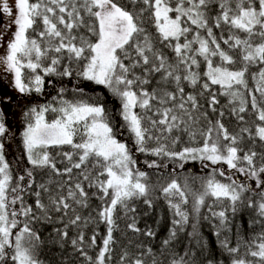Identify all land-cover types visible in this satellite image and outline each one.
Segmentation results:
<instances>
[{
	"label": "snow or ice",
	"instance_id": "obj_1",
	"mask_svg": "<svg viewBox=\"0 0 264 264\" xmlns=\"http://www.w3.org/2000/svg\"><path fill=\"white\" fill-rule=\"evenodd\" d=\"M14 4L15 11L10 8L8 0H0V12L14 17L16 26L12 39L7 43L6 53L0 56V64L14 74V86L20 93L41 91L44 80L41 75L35 74L38 69L45 76L56 74L71 77L70 66L57 71V66L61 64L60 54L66 53L70 61L83 62L78 76L103 86L120 100V114L134 136L137 151L181 162L190 159L200 160L202 164L205 161L211 165L226 164L228 169L254 179L256 188L264 189V180L261 179L264 166L258 169L255 166L257 153L238 147L237 137L231 135L219 119L213 122L208 119V113L199 112L203 106L197 95L186 94L185 88L181 87V81H187L193 87L200 84V73L193 69L199 67V58H202L207 70L203 73L206 80L200 84L202 91L199 95L211 92V87L218 85L220 95L231 97L229 103L239 102L238 109H232L233 113H245L248 101L241 91L244 89L251 97L252 111L261 122L255 128V137L250 135V139L264 141V0H127L126 4L118 3V0H14ZM146 12L159 43L174 52L175 64L169 63L168 57L155 46L151 34L144 27ZM85 16L89 18L87 21ZM38 24L42 28H38ZM225 26L229 35L218 38L214 28ZM81 27H87L95 40L75 34V30ZM257 39L259 42H256ZM221 41L232 52H238L239 59L222 48ZM216 57L219 58L218 64L213 60ZM46 59L49 63L45 66L43 61ZM256 65H259L258 70L251 72V79L255 83V89H252L248 74L250 68ZM26 69L35 74L28 77L27 82ZM157 74L160 77L157 83L163 86L149 90L145 86L151 84ZM173 83L175 91L167 87ZM63 91L61 89V93ZM256 92L260 94L259 101ZM218 103L217 94L211 92L208 106L213 112ZM137 108L139 112L135 111ZM48 111L57 113L51 122L45 119ZM25 115L29 122L22 133V143L28 163L33 169H50L55 177H67L63 183H56L58 194H53L47 185H36L33 171L26 170L27 189H39L34 193L35 208L46 220H51L50 211L65 215L70 210L75 211L69 200L87 207L88 193L82 183L76 180L73 184V170H81L79 175L88 181L89 187L98 188V198L105 201L99 217L107 225V234L95 264H106V260L110 259L111 245L116 242L113 233L117 227L114 218L117 209L133 214L127 228L135 233L140 232L134 219L136 208L129 202L144 198V203L152 207V201L147 199L150 191L147 174L134 169L135 161L126 144L116 139L102 104L84 100L68 101L61 97L59 107L45 106L39 111L32 108ZM219 115L223 116V112ZM202 118L207 121L206 127H198ZM238 118L241 121L244 119L243 116ZM6 131L5 124L0 122V136ZM184 135L192 142L200 137L202 143L173 150ZM152 140L156 141L157 146L149 148L148 142ZM161 141H170L171 147ZM65 146L74 151L57 152L70 164L61 169L50 149L62 150ZM89 165L97 169L95 176ZM148 166L159 167L155 161ZM180 167H183V163ZM9 169L3 145L0 144V262H4L7 256L12 264H40L35 255L40 237L29 223L21 224L18 219L24 216L37 221L40 217L34 213L32 206L25 205L22 195L25 185L21 183L25 181V175H19L13 186ZM217 171L220 176L225 175L224 171L213 169V173ZM100 177L105 179L101 180ZM49 183L53 181L50 179ZM65 184L68 185L66 196L62 194ZM201 187L202 191L193 192L187 180L181 185L172 179L161 188L170 209L174 210V230L169 239L163 242L165 246L176 237V226H179L178 230H183V226L189 222V212L183 207L189 204V195L193 197L191 211L197 216L207 197L213 198L215 203L227 201L235 214L238 202L250 190L235 180L223 183L214 174L203 180ZM42 192L49 194L48 205L41 200ZM258 195L259 201L249 199L247 205L255 208L257 216L261 218L253 223L262 225V231L252 241L246 242V255L253 259L238 257L240 246L230 247L225 237L220 244L233 256L231 264H264V190ZM17 204L20 205L19 209L14 207ZM212 216L219 219V228L226 227L228 220L225 210L212 211ZM80 220L77 214L68 224L76 225ZM68 224H65V229ZM216 234L220 235L219 229ZM60 235L66 238L68 232L63 231ZM143 235L152 237L155 233L147 230ZM190 235H196L195 225ZM78 241L83 243V233L72 240V245L75 247ZM91 244H96L95 235ZM79 250L82 252V249ZM143 256H152V249L148 248L131 261H128V253L124 252L120 261L121 264L126 261L128 264H146L141 258ZM152 264H157L154 257ZM171 264L188 262L181 256L174 258Z\"/></svg>",
	"mask_w": 264,
	"mask_h": 264
},
{
	"label": "trees",
	"instance_id": "obj_2",
	"mask_svg": "<svg viewBox=\"0 0 264 264\" xmlns=\"http://www.w3.org/2000/svg\"><path fill=\"white\" fill-rule=\"evenodd\" d=\"M34 2V0H33ZM118 3L126 4L127 0H118ZM89 18L85 16L87 21ZM144 27L147 29L148 33L151 34L155 46L160 49L167 57L169 63L175 64L176 57L174 52L169 47H165L160 44L157 38L155 28L152 21L149 19V13L144 14ZM38 28H42V25L38 24ZM77 35H85L91 40H95L87 27H81L75 30ZM214 34L219 38L223 35L225 38L229 35L226 28L215 29ZM241 37L244 36L243 33H237ZM183 42V41H181ZM256 42H259L258 39ZM221 47L225 50L230 51V54L234 55L235 58L239 59L238 52H232L228 49L227 45H224L221 41ZM52 55H56L52 53ZM61 55V64L57 66V71H63L65 66H70L72 70V76L66 77L56 74H50L45 76L41 70H37V73L42 76L44 83L41 87L40 92L34 90L27 91L23 93L21 97L15 98L10 104H4V107L11 105L12 109L10 114L24 115L25 119L22 121L21 127L25 128L29 122V118L26 117L32 108H36L37 111L41 107L52 106L59 107L61 97L68 101H78L84 100L89 103L102 104L107 111L108 120L110 125L114 130V135L116 139L122 143H125L132 159L135 161L134 169L143 171L147 174V183L149 185L150 191L147 199L152 201V207H149L144 203V198L133 199L130 201V205L136 208L134 214V219L136 226L140 229V232H132L127 228V224L132 222L133 214L125 213L121 208H118L114 214L116 218V230L113 233L115 243L111 245V252L109 253L110 259L106 260V264H121L120 257L124 252L128 253V261L137 258L141 252L146 251L148 248L152 249V256L141 257L146 261V264H152L153 257L157 261V264H171V261L175 258L184 257L188 264H231L233 256L229 255L225 249L221 247L220 241L225 237L229 240L230 247L240 246L238 257H243L249 260L253 258L246 255L247 244L246 242L252 241L258 233L262 231V225L260 223H253L261 219L257 216L255 208L248 207L249 199L253 201H259L260 196L258 193L262 189L254 190L252 187H248L250 190L245 192L242 197V201L238 202L237 210L235 214L232 213L231 208L228 206V202L215 203L213 198L207 197L205 205L201 208L199 215L192 213L191 206L193 197L189 195V204L183 206L189 212V222L183 226V230H178L177 235L171 242L165 246L163 242L169 239L171 231L174 230L173 219L174 210L170 209L167 200L164 198L161 188L166 186L172 179H176L181 185L187 182L191 185L193 192L202 191V181L207 179L210 174H214L217 180L223 183H231L229 177L230 174L225 173L224 176L219 175V171L213 173V169L220 168L215 165H211L207 161L203 164L200 160L192 161H176L170 160L164 156H153L148 153H142L136 150V144L134 136L128 131L122 116L120 115L121 102L115 97L108 89L103 86L96 85L90 81L83 80L77 73L81 70L83 62H76L74 60L70 61L67 59V54ZM200 59V65L198 68H194V71L200 73V84H202L206 77L203 73L206 71V64ZM214 63H219V58H213ZM49 60H44L43 65H47ZM183 67V66H181ZM239 67V65H236ZM259 65L251 67L248 74L249 87L255 89V83L251 79V72L257 71ZM1 72H6L7 69L0 67ZM33 74V75H35ZM183 74V73H181ZM30 77L25 72V80ZM160 77L159 74L152 78V82L146 85L149 90L153 88H159L163 86L158 84ZM200 84L196 87L191 86L187 81H181V87L185 88V93H192L197 95L199 103L203 106L199 109V112L208 113V119L215 122L219 119L228 129L229 133L236 136L238 139V147L243 149V151H255L257 156L255 157V166L257 169L260 166H264V141H260L258 138L250 139V135L255 137V128L261 122L256 118L257 114L251 109V97L247 95L244 89H241L245 93V99L248 101L246 104L247 111L245 113L234 114L232 109L236 107L238 109L239 102L229 103L231 100L230 96L220 95V89L218 85H213L211 87V92L217 94V100L219 103L215 105L216 111L213 112L208 106V102L211 97V92H206L203 95H199L202 91ZM3 86V84H2ZM168 89L175 91V84L167 85ZM61 89L64 91L61 93ZM76 89H82V92L76 91ZM6 95V92L0 88V97L2 94ZM257 100L260 99V94L255 93ZM3 98V97H1ZM2 99H0L1 101ZM5 102V101H3ZM7 103V102H5ZM137 112L140 109H136ZM220 112H223V116H220ZM199 114V113H196ZM57 113L48 111L45 113V119L51 122L55 119ZM243 116L244 119L241 121L238 117ZM207 121L203 118L201 119L198 127H206ZM242 129H248L245 132ZM178 134V133H177ZM4 139L3 136H0ZM10 137V135H9ZM13 141L11 143V150L4 149L3 153L5 155L6 161L11 166V174L13 177L12 184L15 186L17 178L19 175H25V181L21 182L25 185V191L22 193L26 206H32L34 213L40 217L37 221H31L24 216H19L18 219L23 223H29L40 237L39 246L35 249V255L40 261V264H95L96 257L103 246V239L107 234V225L99 217V211L105 206V201L99 199V190L96 187H89L88 181H84L79 175L81 170H73V184L76 180H79L85 191L88 193L87 207H81L75 204L72 200L68 203L72 205L75 211H68L67 215L64 213H56L50 211L49 215L51 220H46L41 212L35 208L36 196L35 191L39 190L37 187L32 189H27L26 185L28 183L26 170H32L35 184H45L53 190V194H58L56 190V183H63L67 180V177H55L52 175L50 169H33L32 165L28 163L26 153L24 151L22 143V134L17 131L12 136ZM162 143H167L171 147L170 141H161ZM202 143V138L197 137L196 142L189 141L186 135L182 136L180 143L173 148V150H180L185 146H198ZM156 141L152 140L148 142V147H156ZM14 150V151H13ZM13 151V152H12ZM59 151H74L68 146L61 149H50L51 154L55 157L57 161V166L63 169L65 166H70L68 161H66L63 156L57 155ZM8 152H12L9 154ZM75 159V157H74ZM155 161L159 167L150 168L149 163ZM183 163V167L180 164ZM204 164L208 166L205 167ZM178 169H173V166H177ZM224 165V164H221ZM246 167V165H244ZM92 175L95 176L97 169H92L91 165L88 166ZM26 169V170H25ZM221 171V170H220ZM264 175V174H263ZM53 183H49V180ZM101 180L105 177H100ZM262 179L264 180L263 176ZM248 186L246 183H241ZM67 187L63 191V195H67ZM11 195V194H10ZM48 193H41V200L44 204H49ZM14 207L20 208L17 204ZM225 210L227 215L228 223L226 227L219 228V219L212 216V211ZM80 215L81 220L76 225L68 224L70 219H74L75 215ZM63 217V220H61ZM207 217V219H205ZM179 219L178 217H175ZM65 224H68L67 229H65ZM193 225H195L196 235H190L193 233ZM220 231V235L217 236V231ZM151 230L155 233L154 236L149 237L143 235V232ZM67 231L68 236L66 238L60 235L61 232ZM83 233L84 241L81 244L79 241L74 247L72 245V240L77 239L78 236ZM95 235L96 244H91V239ZM82 249V252L79 250ZM11 252L9 251V256ZM128 261L125 264H128ZM0 264H12V261L6 256L4 262Z\"/></svg>",
	"mask_w": 264,
	"mask_h": 264
},
{
	"label": "rangeland",
	"instance_id": "obj_3",
	"mask_svg": "<svg viewBox=\"0 0 264 264\" xmlns=\"http://www.w3.org/2000/svg\"><path fill=\"white\" fill-rule=\"evenodd\" d=\"M9 2V6L10 8H12L15 11V4H14V0H8ZM16 30V26L14 24V17H10L6 14H3L2 12H0V56L4 55L7 51V43L12 39L13 37V33ZM0 67H4L6 68L4 65L0 64ZM207 70V68H206ZM28 75L32 76L33 73L30 72V70H24ZM3 84V86H2ZM15 81H14V74L6 71V72H1L0 70V88L1 90L4 89V91L6 92L1 95L2 99L0 101V122L5 124V128H6V133L3 135L4 139H2L0 137V144L3 145V150L4 149H8L9 151L11 150V143L13 141V138H11L12 136H14V133L20 132L21 134L23 133V131L25 130V128L21 127L22 121L25 119L24 115H19L18 113H16V115H11L10 113L13 112L11 111L12 107L11 105H9L8 107H4V104H10L12 100H14L15 98L21 97L23 95V93H20L14 86ZM7 103H5V102ZM136 111V109H135ZM121 112V110H120ZM121 115V114H120ZM10 135V137H9ZM14 151V150H13ZM12 151V152H13ZM12 152H8L9 154H11ZM188 161H192V160H188ZM210 163V162H208ZM218 165V164H217ZM220 166H224L226 170H228V167L226 164L221 165ZM216 166V165H215ZM178 169V165L177 166H173V169ZM10 172H11V166H10ZM26 170V169H25ZM231 170V169H229ZM235 171V170H234ZM236 175H231V179L230 181H232L234 179V176H239L241 179L243 178H248L247 176L237 172ZM238 173V174H237ZM262 176L264 178V175H261V179ZM250 179V178H248ZM251 182V187L254 190H257L259 188H256V181L254 179H250ZM263 180V179H262ZM264 190V189H262Z\"/></svg>",
	"mask_w": 264,
	"mask_h": 264
},
{
	"label": "water",
	"instance_id": "obj_4",
	"mask_svg": "<svg viewBox=\"0 0 264 264\" xmlns=\"http://www.w3.org/2000/svg\"><path fill=\"white\" fill-rule=\"evenodd\" d=\"M220 170H221V171H224V167H220ZM233 172H234L233 170L227 171V173H233ZM248 180H249L248 178H245V179H244V182H247ZM235 181L239 182V181H240V178L237 176V177L235 178ZM248 186L251 187V184L248 183Z\"/></svg>",
	"mask_w": 264,
	"mask_h": 264
},
{
	"label": "bare ground",
	"instance_id": "obj_5",
	"mask_svg": "<svg viewBox=\"0 0 264 264\" xmlns=\"http://www.w3.org/2000/svg\"><path fill=\"white\" fill-rule=\"evenodd\" d=\"M220 167H223V166H220Z\"/></svg>",
	"mask_w": 264,
	"mask_h": 264
}]
</instances>
